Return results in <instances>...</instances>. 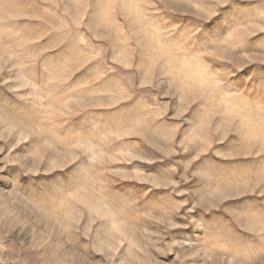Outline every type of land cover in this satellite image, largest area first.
<instances>
[{"label": "rangeland", "instance_id": "1", "mask_svg": "<svg viewBox=\"0 0 264 264\" xmlns=\"http://www.w3.org/2000/svg\"><path fill=\"white\" fill-rule=\"evenodd\" d=\"M0 264H264V0H0Z\"/></svg>", "mask_w": 264, "mask_h": 264}]
</instances>
